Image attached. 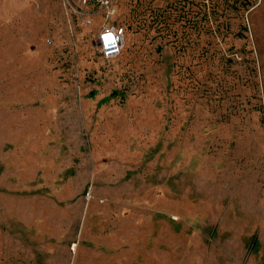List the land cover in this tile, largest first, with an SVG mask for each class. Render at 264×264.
Masks as SVG:
<instances>
[{"label":"rangeland","instance_id":"1","mask_svg":"<svg viewBox=\"0 0 264 264\" xmlns=\"http://www.w3.org/2000/svg\"><path fill=\"white\" fill-rule=\"evenodd\" d=\"M89 17L0 0V264H264V0Z\"/></svg>","mask_w":264,"mask_h":264},{"label":"built area","instance_id":"2","mask_svg":"<svg viewBox=\"0 0 264 264\" xmlns=\"http://www.w3.org/2000/svg\"><path fill=\"white\" fill-rule=\"evenodd\" d=\"M65 5L67 7L72 8L73 11L77 12L78 14L82 15L83 19L86 23L91 24L92 20L89 17V14H91L92 10L94 9H102L105 11L111 12L113 9V0H64ZM123 29V34L118 41V47L121 48V45L123 43L124 39V28L122 26H115V25H107L102 26L100 30L98 31V43L100 48L103 50V35L106 33V30H113L115 34H119L120 30ZM114 55V54H113Z\"/></svg>","mask_w":264,"mask_h":264},{"label":"clouds","instance_id":"3","mask_svg":"<svg viewBox=\"0 0 264 264\" xmlns=\"http://www.w3.org/2000/svg\"><path fill=\"white\" fill-rule=\"evenodd\" d=\"M105 2H107V0H105ZM122 34L123 29L120 30L119 34H115L113 30H106V33L103 35V49L106 57L112 56L120 51L118 41L120 40Z\"/></svg>","mask_w":264,"mask_h":264},{"label":"water","instance_id":"4","mask_svg":"<svg viewBox=\"0 0 264 264\" xmlns=\"http://www.w3.org/2000/svg\"><path fill=\"white\" fill-rule=\"evenodd\" d=\"M94 44H97V45H99L98 41H95V42H94Z\"/></svg>","mask_w":264,"mask_h":264}]
</instances>
